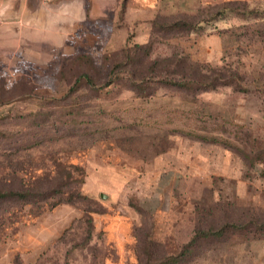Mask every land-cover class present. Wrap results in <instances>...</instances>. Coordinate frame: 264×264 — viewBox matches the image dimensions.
Segmentation results:
<instances>
[{"label": "rangeland", "instance_id": "rangeland-1", "mask_svg": "<svg viewBox=\"0 0 264 264\" xmlns=\"http://www.w3.org/2000/svg\"><path fill=\"white\" fill-rule=\"evenodd\" d=\"M114 13L83 14L60 49L0 44V189L25 187L13 158L50 193L0 197V264H264V0ZM196 63L231 85L164 79Z\"/></svg>", "mask_w": 264, "mask_h": 264}, {"label": "crops", "instance_id": "crops-1", "mask_svg": "<svg viewBox=\"0 0 264 264\" xmlns=\"http://www.w3.org/2000/svg\"><path fill=\"white\" fill-rule=\"evenodd\" d=\"M117 2L118 0H0V44L3 47L30 50H38L43 46L63 48L68 35L74 33L71 31L77 19H82L83 14H115ZM2 19L10 21L4 22Z\"/></svg>", "mask_w": 264, "mask_h": 264}, {"label": "trees", "instance_id": "trees-1", "mask_svg": "<svg viewBox=\"0 0 264 264\" xmlns=\"http://www.w3.org/2000/svg\"><path fill=\"white\" fill-rule=\"evenodd\" d=\"M195 65L196 66H195V71H194V76L193 77L184 79L185 75H183L184 76L183 78H181V79L178 78L176 80V79H172V78H167L168 76H166L164 79L169 84H173V85H176L177 87H181V88L193 89V90H195V92H198L199 89L203 90V89H206V88H209V87H213L215 84L227 85L229 83L231 85V83L228 80L229 75L225 74L224 71H222L220 69L218 71L213 70L212 72L214 73V75H213V73H211V74L208 73L207 74V73H203V72L198 71V67H197V66H199L198 63H196ZM232 75H235V74H232ZM195 76H198V77L196 78ZM3 82H4L5 85H7V83H8L6 80H4ZM198 86H199V88L197 89ZM59 156H60V154L56 153V152L47 154V160L46 161H47L48 165H50L53 168V171H54L53 178L59 177V176L61 177V176H65V175L67 177L72 178L73 175L70 174L71 171L70 172L66 171V169H67L66 167H74V166L72 164H69V165H66V167H65L63 165L64 162L62 161V158H60ZM46 161L45 160H43V161L41 160L43 165H45ZM14 162H15V160H13V158H12V160H11V158L5 160V163L9 164L10 168H11L10 169V174L8 175L9 179L12 180L11 182H13L15 180L19 181V186L20 185H24L25 187L22 188V190H13L12 188H10L7 191L6 188L0 189V197H7V196L24 197L28 193V194H30L29 196L36 197L35 198L36 200H40V199H44L48 194H50L43 187L38 192L34 191L35 189L39 190V188H40L39 186H40L41 182L39 184H37V186L35 188H34V186H32V187L26 186L27 183L23 182L24 180H22V178H20L18 176L19 168L15 167ZM32 167H38V166H34V165L32 166L31 164L28 163V166H26L24 168H20V169H22L21 170L22 173L27 174L28 171L30 170V168L32 169ZM41 168H43V166H41L39 169H41ZM64 168H66V169H64ZM74 169H75V167H74ZM43 175H44L43 178L45 180L48 179L47 181L50 182V178H48L49 175L47 173H44ZM42 182H43V180H42ZM13 184H14V182H13ZM9 187H13V186L11 185ZM49 188H50V186H49ZM18 189H19V187H18ZM24 191H26V192H24ZM213 233L217 234V233H219V231H213Z\"/></svg>", "mask_w": 264, "mask_h": 264}, {"label": "water", "instance_id": "water-1", "mask_svg": "<svg viewBox=\"0 0 264 264\" xmlns=\"http://www.w3.org/2000/svg\"><path fill=\"white\" fill-rule=\"evenodd\" d=\"M102 196H103V194H102Z\"/></svg>", "mask_w": 264, "mask_h": 264}]
</instances>
